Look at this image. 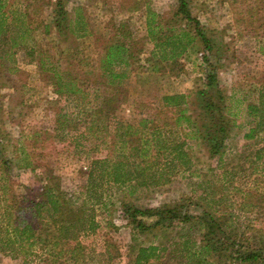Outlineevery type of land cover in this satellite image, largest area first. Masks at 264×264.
<instances>
[{
	"label": "rangeland",
	"instance_id": "374dc122",
	"mask_svg": "<svg viewBox=\"0 0 264 264\" xmlns=\"http://www.w3.org/2000/svg\"><path fill=\"white\" fill-rule=\"evenodd\" d=\"M10 1L11 8L18 10L30 0ZM53 1L40 0L38 5L42 13L34 16L30 23L36 41L30 42L34 44L32 54L30 47L20 41L23 36L17 28L12 32L17 42L0 41V158L7 161V164L0 165V264H107L102 253L105 238L116 245L123 257L116 259L113 264H126L128 246L133 241L148 243L145 241L146 235L134 230L124 218L123 201L141 207L181 201L187 205L189 213L200 215L205 210L213 212L206 208L205 201L217 200L220 202L218 209L224 212L223 208H226L243 226L251 224L244 233L245 237L258 235L257 230L264 233V152L258 160H255L254 155L255 150L264 146V133L259 132L251 139L244 137L251 124L245 105L257 99V94L249 91V86L264 81V33L257 34L237 21L228 0H189L192 14L200 20L207 35L216 44L218 52L208 53L209 61L216 65L218 84L231 96L229 103L235 113L233 117L236 124L230 131L221 155L222 165L217 163V156H208L200 140L187 133L183 137L192 156L190 169L171 173V179L166 184L148 187L112 185L111 188L102 184L98 190L102 191L106 204L93 205L92 200L85 198L88 160L93 156H102L105 150L94 149L90 144L91 138L77 139L79 144L75 146V129L70 133L59 129L57 117L64 122L63 127L67 122H75L78 110L74 99H71L73 96L59 98L53 92L49 72L41 70L31 56L43 59L46 67L57 64L63 76L72 73L73 68L78 73L89 72L90 66L96 64L103 54L99 43L109 37V27L112 23L124 22L135 38L136 44L131 48L133 56L127 58L126 65L111 64V68L121 75L116 81L127 97L125 103L119 106L117 114L133 120L137 114L133 105L137 101L161 108L163 116H168L170 107L166 104L169 103L163 98L172 94L182 95L179 99L181 104L188 113L192 112L199 101L193 91L196 86H201L200 80L205 76V51L203 44L197 41L186 52H182L174 64L162 62L161 69H154V61H146L152 57L154 50V42L145 24L147 12L164 14L175 7L176 0H67V20L72 30H66L65 38L59 35L53 25H50L49 33L42 32L41 26H38L42 19L50 21ZM136 5L139 7L134 10ZM79 18L81 22H86L88 34L79 36ZM72 54L75 56L71 58L75 57V60L69 68L65 66L66 56ZM100 92L110 94L113 90L101 88ZM84 93L85 100H93L94 92L88 90ZM38 128L50 134L42 135L40 140L46 137L42 147L34 148L31 136ZM27 161L35 167L26 166ZM45 173L58 176L63 196L73 210L89 208L91 205L95 207L99 227L94 233L78 237L80 242L86 244L83 257H78L75 249L66 252L68 246L62 242L61 247L64 249L61 254L56 253L59 246L54 247L52 252H41L36 245L12 250L4 244L7 234L2 227L6 223L8 210L12 211L8 207L10 198L13 194L24 196L22 200L34 198L41 186L39 177ZM250 190L261 194L259 206L252 210L250 204L254 198L252 202L247 198ZM200 196L206 198L202 201ZM26 203L23 201V204ZM25 211L29 215L30 210ZM175 232L168 229L170 237L176 236ZM15 245L17 247V243ZM32 252L40 255H32ZM70 254L72 259L65 262Z\"/></svg>",
	"mask_w": 264,
	"mask_h": 264
},
{
	"label": "trees",
	"instance_id": "16d2710c",
	"mask_svg": "<svg viewBox=\"0 0 264 264\" xmlns=\"http://www.w3.org/2000/svg\"><path fill=\"white\" fill-rule=\"evenodd\" d=\"M39 1L30 0L22 10H17L11 8L10 0H0V41H16L12 32L17 28L21 31V37L23 36L20 41L30 47L31 54L34 52V44L30 42L36 41L30 23L34 16L42 13ZM66 1H53L50 21L42 19L38 22L42 32L49 33V27L53 25L59 35L65 38L66 30H72V26L68 25ZM228 1L237 21L257 34L264 33V0ZM138 7L136 5L133 9ZM77 22H81L80 18ZM145 24L147 33L154 42L153 55L146 61L153 60L154 69H161L162 62L176 63L182 52H186L195 42L203 44V60L207 66L205 76L200 80L201 86H196L193 91L198 95L199 101L192 112L188 113L181 104L179 99L182 95L172 94L163 98L169 103L166 104L170 107L168 116H163V109L139 101L133 105V110L137 113L133 120L117 114L119 106L125 103L127 97L116 81L121 75L111 68V64L126 65L127 58L133 56L131 48L136 44L131 30L122 21L112 23L109 27V37L99 43L103 54L96 64L90 66L89 72L78 73L73 68L72 73L63 76L58 71L57 64L46 67L43 59L31 56L41 70L49 72L53 92L59 98L73 96L71 99H74L78 110L75 122H67L63 127L64 122L57 117L59 129L66 130L67 133L75 129V146L79 144L77 139L91 138L90 144L94 149L105 150L102 156H93L88 160L85 198L92 200L93 205L106 204L102 191L98 190L102 184L109 186L108 188L112 185L148 187L166 184L171 179V173L190 169L193 164L192 156L183 137L187 133L200 140L208 156H217V163L222 165L221 155L230 131L236 124L233 117L235 113L229 103L231 96L220 88L216 65L208 57L212 52H218L216 44L207 35L204 25L192 14L189 0H176L175 7L164 14L148 11ZM78 31L79 36L88 34L87 24L83 20ZM71 56L75 55L66 56L65 66L69 68L75 60ZM94 68L97 70L94 71ZM101 88L112 89L113 92L103 94L100 92ZM249 88V91L257 94V99L245 105V112L251 123L244 134L246 139L255 137L259 132L264 133V81L256 85L252 83ZM88 90L94 92L92 101L84 99V92ZM44 134L50 133L43 128L33 131L31 145L34 148L42 147L46 137L41 140L39 138ZM263 152L264 146L255 150V160L261 159ZM253 163L251 160L252 165ZM5 164L7 161L0 158V165ZM26 166L35 167L28 161ZM39 179L41 186L34 198L22 200L24 196L14 194L10 198L8 207L12 211L8 210L6 223L2 227L7 234L4 244L12 250L25 245H36L41 252H52L54 247L59 246L56 253L61 254L64 249L61 244L64 243L68 246L66 252L75 249V254L83 257L86 244L80 242L78 237L94 233L99 227L95 207L91 205L89 208L73 210L63 196L57 175L45 173ZM247 193L251 202L254 198V202H250V209L258 207L261 194H257L255 190ZM205 198L202 196L200 200ZM23 201L27 203L23 204ZM204 203L213 212L205 210L200 215L191 214L187 205L181 201L165 202L154 207H141L123 201L124 218L134 230L146 235L145 241L148 243L133 241L128 246L129 258L126 264H264L263 231L257 230L258 235L245 237L244 233L250 229L251 224L243 226L226 208H223L224 212L218 209L220 202L217 200ZM26 209L30 210L29 215ZM169 228L176 230V236L168 235ZM32 253L40 255L38 252ZM102 253L107 264L123 258L109 238L103 240ZM69 259H72V254L65 262Z\"/></svg>",
	"mask_w": 264,
	"mask_h": 264
},
{
	"label": "built area",
	"instance_id": "2783aa9c",
	"mask_svg": "<svg viewBox=\"0 0 264 264\" xmlns=\"http://www.w3.org/2000/svg\"><path fill=\"white\" fill-rule=\"evenodd\" d=\"M116 264H118V263H116Z\"/></svg>",
	"mask_w": 264,
	"mask_h": 264
}]
</instances>
